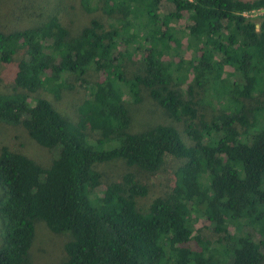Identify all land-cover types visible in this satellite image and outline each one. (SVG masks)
Returning <instances> with one entry per match:
<instances>
[{"label": "trees", "instance_id": "1", "mask_svg": "<svg viewBox=\"0 0 264 264\" xmlns=\"http://www.w3.org/2000/svg\"><path fill=\"white\" fill-rule=\"evenodd\" d=\"M80 5L107 25L92 18L74 35L51 17L0 33V74L21 56L0 90V123L54 153L44 166L0 145V264H28L35 221L70 234L60 264H263L264 15L257 28L242 13L264 0ZM184 39L189 58L175 60ZM90 71L102 79L92 84ZM71 78L85 94L73 119L39 94L58 99ZM141 89L182 122L184 137L173 125L129 132L124 97L139 103ZM212 101L219 108L205 119L199 109ZM167 156L182 163L154 194L132 173L115 181L100 169L122 160L156 174ZM200 218L208 224L196 229Z\"/></svg>", "mask_w": 264, "mask_h": 264}, {"label": "rangeland", "instance_id": "2", "mask_svg": "<svg viewBox=\"0 0 264 264\" xmlns=\"http://www.w3.org/2000/svg\"><path fill=\"white\" fill-rule=\"evenodd\" d=\"M164 10L168 11L169 7L167 9L166 6H163L162 11L165 12ZM51 17H56L62 26L71 28L68 30L74 35L78 34L84 26H87L92 18H98L107 25L105 16L99 11L92 14L86 13L80 5V0H0V33L9 34L37 27ZM261 17L262 13H254L250 17L256 23L257 28ZM181 25H184V23ZM185 41V39L182 40V50L174 56L175 60L180 57L189 58L190 54L186 49ZM123 49L120 46L119 50L122 51ZM20 59L21 56L15 57L11 65L2 69L0 74L2 78L0 82L1 91H7L8 89L5 87L10 88L9 80L14 73V64ZM132 61L128 62L126 67L127 74L130 76L138 70L139 66L138 61ZM102 77L91 71L87 75L88 80L92 84L101 80ZM68 82L74 86L73 89L63 90L58 99H55L52 94L47 92L40 91L39 94L49 100L61 115L73 119L85 94L82 91L83 89L78 87L72 78ZM140 98L139 103L132 104L128 97H124L125 106L130 118L128 130L131 134H138L161 124L173 125L182 132L184 128L182 122H176L169 118L165 111L149 97L148 91L141 89ZM216 108L218 109L219 106L212 101V106H202L199 109V113L205 115V119H209L214 114ZM182 136L184 137L183 132ZM185 142L187 143L186 139ZM0 145L6 146L11 151L22 154L44 166L49 165L54 157L52 151L32 141L27 132L19 125L9 126L0 123ZM181 163V160L167 156L163 166L156 174H148L135 167H127L122 160L104 163L100 165V169L107 177L115 181H120L124 174L132 173L137 181L146 183L149 194H154L167 189L173 171ZM4 197V191L0 187V203ZM136 204L140 211H145L149 205V199L148 197L136 198ZM4 222L0 215V247L3 244L4 238ZM207 224L204 218H200L195 223V228L200 229ZM34 233V240L29 250L28 264H60L64 259L63 246L70 240V234H54L48 230L42 221H35Z\"/></svg>", "mask_w": 264, "mask_h": 264}, {"label": "built area", "instance_id": "3", "mask_svg": "<svg viewBox=\"0 0 264 264\" xmlns=\"http://www.w3.org/2000/svg\"><path fill=\"white\" fill-rule=\"evenodd\" d=\"M189 1H192V0H189ZM254 13H262V15H264V8H261L259 10H252L249 12H244V13H242V15L247 17V18H250L251 16H253Z\"/></svg>", "mask_w": 264, "mask_h": 264}]
</instances>
